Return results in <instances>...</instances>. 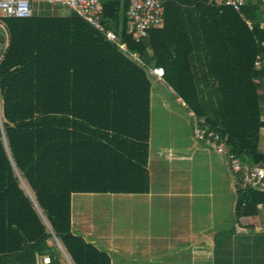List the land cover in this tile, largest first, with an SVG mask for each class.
<instances>
[{
  "label": "trees",
  "instance_id": "1",
  "mask_svg": "<svg viewBox=\"0 0 264 264\" xmlns=\"http://www.w3.org/2000/svg\"><path fill=\"white\" fill-rule=\"evenodd\" d=\"M161 1L164 23L151 40L128 35L129 0L104 2L103 25L147 68L164 70L165 84L227 153L264 165V7L248 1L242 18L207 0ZM0 25V264H66L62 248L72 264H110L73 233L72 197L149 195V171L135 161L148 146L113 138L110 119L93 117L92 87L73 81L72 18L33 11L0 15ZM234 188L235 220L264 225V192L241 190L237 178ZM240 227L214 235V264H264V230Z\"/></svg>",
  "mask_w": 264,
  "mask_h": 264
},
{
  "label": "crops",
  "instance_id": "2",
  "mask_svg": "<svg viewBox=\"0 0 264 264\" xmlns=\"http://www.w3.org/2000/svg\"><path fill=\"white\" fill-rule=\"evenodd\" d=\"M43 4L51 7H45L44 14L39 15L36 13L38 7L37 2L33 3V11L37 17L72 18L73 81L78 82L77 84L92 87L93 117H103V119H110L111 126L109 133L112 134L113 138L120 137L126 139L127 141L147 145L148 151H151L152 141L155 138L152 123L153 113L155 110L154 103H156L158 111L163 107L170 108L169 102H173L177 107L181 108V110L187 111L189 113L187 120L189 117L192 119L194 123V131L195 120L193 114H191L180 102L181 99L176 96L174 91L169 86H167L163 80L159 79L153 74V71L155 70H162L164 72L161 67L147 68V63L144 62L138 54H133L130 51H124L121 48L122 43L120 39L115 42L107 41L102 33H99L93 29L88 23H86V21L77 16L76 13L72 11V9L59 4ZM110 30L115 32L113 29ZM157 38H159V36H155L153 41L155 51L157 48L158 50H161V42L159 39L156 40ZM147 39L151 40V37L149 36ZM149 46L147 52L149 57L152 59L154 51L151 45ZM160 61H162V59H160ZM156 62H158V60L155 58L152 63ZM93 131L98 132L94 128ZM262 133H264V131H262ZM199 144L203 146L205 145L203 143ZM160 146H162V144ZM203 146L196 145L195 147L197 151L204 153ZM205 146L208 147L207 145ZM161 148L163 149V146ZM171 149L174 150V147ZM184 157L185 156L181 154V156H178L177 158L173 156L167 161L165 159L163 162L161 161V165H156L157 169L162 168L164 164L171 167L175 164V160L181 161ZM185 158L189 160V158ZM224 158L226 160L225 156ZM135 161L146 167L149 171L151 184L149 195H93V201L98 200L99 196H113L125 197V202L128 201V203L136 204L138 203L137 201L149 199V197L151 198L152 195L151 207L154 208L152 209L153 211L151 213V219L155 215L156 210L160 209L159 205L165 206V208L170 209V214H173L174 212L175 214L180 215V219L184 220L185 223L188 224L189 220L193 221L192 223H189L188 226L190 227L195 221L193 217L197 216V225H199L197 226V228L199 227L197 231L198 233L202 232L203 227L200 226L202 223L199 222L202 220L201 214L204 213L203 210L205 209V206L209 205L210 203V201H205L206 191L208 189H211V194L209 193V196H211L212 204L216 203V200H213L214 196L216 197L214 194L215 192H213V187L209 186L207 190H205L203 187L204 182H208V179H203L202 175H191V177L178 175L175 177L176 179L170 178V176L167 179L166 177H160L158 175L156 178H154L150 173L152 163V154L150 152H148L146 156H143V158H139ZM169 182L170 185L168 186L167 184H169ZM153 190H156L157 192L154 193ZM77 196L79 195H74L72 197L73 233L75 222H78L83 228H88L86 215L82 216V212H78V221L76 220L74 208ZM81 199L83 200V198H78L77 201H82ZM101 199L114 201L115 198ZM221 200L222 199H219L216 205H219ZM159 201L163 204H160ZM78 203L81 204V202ZM122 206L124 207L123 204ZM94 210L95 209H93V214H95L93 215V230L102 226L100 222L102 219H106L108 214V206L100 205L95 211ZM163 220L164 218L160 221ZM171 221L172 222L168 224L170 228L175 227V229L179 231H183L185 229L188 230L189 228H184L180 221L174 219ZM256 224L257 223L252 224L254 225L255 230H257L255 226ZM258 225H260V223H258ZM112 226V230H114L116 225L113 224ZM156 226L157 230H160V226L156 224H150L148 226L149 229L147 230L149 233L143 232L144 234H142L140 237L144 239L130 245H127L125 240L122 241L117 239V242H114L111 239H102L94 232L92 235L90 231L86 235L81 233L82 236L79 237H82L87 243L95 246L100 251L105 252V254L110 259V264H156V259L162 256L157 254L161 247L160 243L157 245L156 239L152 240L153 236H155L152 233H154L156 230ZM235 227L236 228L234 229L237 233L245 232V229L238 226V224H235ZM139 231H143L142 228H140ZM130 234L131 233H128V235ZM160 236L161 235L159 233L157 238H160ZM203 236L209 238L208 234H203ZM92 237L93 244L89 239H87ZM186 237L187 236H180L181 243L179 241L175 242L177 243L176 247H178L174 250L175 263L177 264H184L182 259H179L181 252H184L186 255V264H195V261L198 262V259L202 260L200 257H197L196 253L194 256L193 254L191 255V249L189 250V248H186ZM212 241L214 247V239ZM197 244L198 245L193 244V248L195 246H199V243ZM156 246L158 247L156 248ZM120 248L128 249L122 251ZM114 256H116L115 259ZM121 256L125 257L126 259V261L124 260V263ZM213 256L214 254L212 253V264H214ZM130 257L136 258V260L130 261L128 259ZM195 257L197 260H195Z\"/></svg>",
  "mask_w": 264,
  "mask_h": 264
},
{
  "label": "rangeland",
  "instance_id": "3",
  "mask_svg": "<svg viewBox=\"0 0 264 264\" xmlns=\"http://www.w3.org/2000/svg\"><path fill=\"white\" fill-rule=\"evenodd\" d=\"M37 4L38 7L36 13L39 15L44 14L45 7L48 5L38 2ZM169 105L170 108L163 107L158 111L156 107L157 105L154 103L155 110L153 113L152 123L155 138L152 141L151 151H148L152 154L150 173L154 178L158 175L160 177H166L167 179L169 176L170 178L176 179L175 177L178 175L189 177H191V175H202L203 179H208V182H204L203 187L205 190H207L209 186L213 187V192H215L214 194L216 195L213 200H216V203L212 204L211 196H209V193L211 194V189H208L209 191H206L205 201H210V203L205 206V209L203 210L204 213L201 214L202 220L199 222L202 223L200 226L203 227V231L200 233L197 231L199 228H197V226H199L197 225V216H192L195 221L190 227L188 225L193 221L189 220L188 224L185 223L184 220L180 219V215H177L174 212L173 214H170V209L165 208V206L159 205L160 209L156 210L155 215L151 219L152 209L154 208L151 207L152 195L151 198L149 197V199L137 201L138 203L136 204L128 203V201L125 202V197L99 196L98 200L93 201V195H79L76 197L75 201V217L77 220V216L79 215L78 212H82V216L86 215L88 228H83L78 222H75L74 233L77 236H82L81 233L86 235L90 231L92 235L94 232L102 239H111L114 242H117V239L122 241L125 240L127 242L126 244L130 245L137 241H142L144 239L140 238L142 234L149 233V231H147L149 229L148 226L150 224H156L160 226V230H157L156 226V230L152 233L156 237L153 236L152 240L156 239L157 245L160 243L161 247L157 254L162 255L160 258L156 259V264H177L175 263L174 250L178 248L176 247L177 243L175 242L179 241L181 243L180 236H187V245L185 246L186 248H189V250L191 249V255L193 254L194 256L196 253L197 257L202 259H198V262L195 261V264H212V240L214 239L215 234H218L223 230L236 228L235 224L241 226L243 223H257L255 226L257 231H259L258 223L260 219H244L238 222L235 220L233 214L235 202V175L231 174L228 170L227 162L223 155L206 147L205 145L203 146L199 144L198 141V143L196 142L193 131L194 123L190 117L187 120L189 113L181 110V108L177 107L173 102H169ZM262 135H264V133H262ZM159 144H162L163 149ZM194 145L203 146L204 153L197 151ZM173 147L174 150L171 149ZM181 154L189 158V160L184 157L182 160L179 159L181 161L175 160V164L171 167L164 164L162 168L157 169L156 165L160 164L161 161L163 162L165 159L167 161L173 156L177 158L178 156H181ZM167 185L169 186L170 182ZM153 192L155 193L157 191L153 190ZM78 198H83L84 201L82 199V201H77ZM101 198L115 199L114 201H109ZM219 199H222L221 203L216 205ZM78 202H81V204ZM160 204L163 203L160 202ZM100 205L108 206V214L106 219L101 218L102 220L100 223L102 226L93 230V215H95L93 214V209L96 210ZM163 218L164 220L160 221ZM172 219L180 221L184 228L189 227L188 230L185 229L183 231H179L176 230L175 227L170 228L168 224L172 222ZM113 224L116 225L114 230H112ZM140 228H142L143 231H139ZM128 233L131 234L128 235ZM159 233L161 236L160 238H157ZM203 234H208L209 238L204 237ZM87 239H89L93 244V237ZM197 243H199V246H195L193 248V244L198 245ZM157 247L158 246H156V248ZM126 249L128 248H120L122 251H125ZM61 251L66 264H72L69 257L63 252V248ZM115 258L116 256H114V259ZM121 258L124 263V260L126 261L125 257L121 256ZM128 259L130 261L136 260V258L131 257ZM179 259H182V262L186 264V255L184 252H181ZM195 260H197V258Z\"/></svg>",
  "mask_w": 264,
  "mask_h": 264
},
{
  "label": "built area",
  "instance_id": "4",
  "mask_svg": "<svg viewBox=\"0 0 264 264\" xmlns=\"http://www.w3.org/2000/svg\"><path fill=\"white\" fill-rule=\"evenodd\" d=\"M106 1L109 0H0V15L7 18L29 19L33 15L34 2L59 4L72 9L77 16L86 21L93 29L102 33L107 41L115 42L120 37L112 30L106 29L102 22L104 12L103 4ZM129 1L127 33L135 42L139 43L150 36V31L162 27L165 6L161 0ZM248 1L264 7V0H207L209 5L234 9L242 18L244 17L242 10ZM248 24L252 28L251 23ZM121 48L124 51H128L126 44H121ZM257 65L258 63L256 62L255 67ZM153 74L161 80L164 77L162 70H155ZM180 102L186 107L182 100ZM194 137L199 143L207 145L212 150L226 157L227 168L231 174L236 176L238 187L241 190L251 189L264 192V165L257 166L249 165L245 162L242 163L238 158L227 153L224 141L218 134L201 128L196 121ZM257 209L264 213V204H258ZM258 228L262 231L264 230V225H259ZM43 263L49 264L50 259L45 258Z\"/></svg>",
  "mask_w": 264,
  "mask_h": 264
},
{
  "label": "water",
  "instance_id": "5",
  "mask_svg": "<svg viewBox=\"0 0 264 264\" xmlns=\"http://www.w3.org/2000/svg\"><path fill=\"white\" fill-rule=\"evenodd\" d=\"M59 246H60V244H59ZM64 251V250H63Z\"/></svg>",
  "mask_w": 264,
  "mask_h": 264
},
{
  "label": "bare ground",
  "instance_id": "6",
  "mask_svg": "<svg viewBox=\"0 0 264 264\" xmlns=\"http://www.w3.org/2000/svg\"><path fill=\"white\" fill-rule=\"evenodd\" d=\"M1 112V111H0Z\"/></svg>",
  "mask_w": 264,
  "mask_h": 264
}]
</instances>
